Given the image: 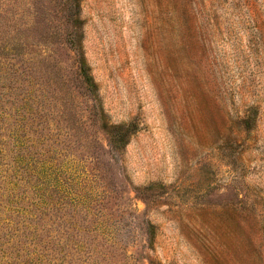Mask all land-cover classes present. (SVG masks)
<instances>
[{
  "label": "rangeland",
  "instance_id": "1",
  "mask_svg": "<svg viewBox=\"0 0 264 264\" xmlns=\"http://www.w3.org/2000/svg\"><path fill=\"white\" fill-rule=\"evenodd\" d=\"M0 264H264V0H0Z\"/></svg>",
  "mask_w": 264,
  "mask_h": 264
}]
</instances>
